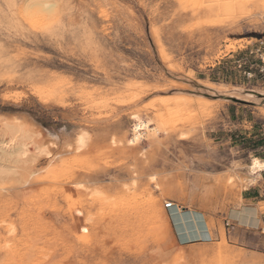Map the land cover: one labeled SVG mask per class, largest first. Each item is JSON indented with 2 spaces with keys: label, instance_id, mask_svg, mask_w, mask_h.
<instances>
[{
  "label": "rangeland",
  "instance_id": "obj_1",
  "mask_svg": "<svg viewBox=\"0 0 264 264\" xmlns=\"http://www.w3.org/2000/svg\"><path fill=\"white\" fill-rule=\"evenodd\" d=\"M26 1L0 0V120H23L33 145L51 144L54 159L39 157L35 174L20 170L0 183V264H264V223L241 222L247 211L235 205L234 184L222 172L227 146L264 149V9L60 0L48 13ZM195 83L242 89L253 99L201 92ZM136 118L164 126L160 142L149 135L135 146H110L112 137H129ZM81 129L92 131L91 147L67 152ZM199 172L219 177L217 186L190 205L181 183ZM133 173L137 188L123 191ZM151 175H170L181 192L163 196ZM79 182L99 193L76 189ZM257 189L264 197V174ZM149 191L170 220L168 233L146 208ZM164 202L192 206L202 239L178 242L175 208Z\"/></svg>",
  "mask_w": 264,
  "mask_h": 264
},
{
  "label": "bare ground",
  "instance_id": "obj_2",
  "mask_svg": "<svg viewBox=\"0 0 264 264\" xmlns=\"http://www.w3.org/2000/svg\"><path fill=\"white\" fill-rule=\"evenodd\" d=\"M30 2L31 1L29 0L26 1V4H25L26 7L32 6L34 4V3L31 4ZM43 3H47V2L44 0H37L34 5H39ZM237 3H240V4L246 3V4H250L251 7L254 6L255 8H258L261 10L264 9V0H210L207 4L209 6L208 7L209 10L217 8L216 10L221 11L222 9L224 10V8L226 7H230V8L234 7L236 6ZM205 6L207 7V5ZM37 10L50 13L49 11H46L40 7H37ZM231 10H234V8H232ZM194 88L198 89V91L200 90L201 92L207 91V93H210V94L218 93V96L220 94V95H225V96H231V98L234 97L237 99L238 98L244 99V100L253 99L251 95L246 94L242 89L228 88L225 85L214 86L212 83H201V84L195 83ZM196 98L201 99L199 97H196ZM206 100L207 99L203 101H206ZM163 127L160 129L161 130L160 131L156 127H151L148 122L136 118V120L133 121V124L131 126L130 135L125 141L118 139L116 137H112L109 141V144L112 147H116L120 145L135 146L138 143L147 141L149 135H152L153 140H156V142L157 141L160 142L158 140L160 134L165 133V129ZM190 135H191V131L188 130L185 132H180L178 135V138L186 139ZM33 144H34V137L29 132L28 124L25 123L23 120H18L16 118L0 120V183L4 179L9 178L11 175L13 174L15 175L16 173L18 174L20 170L25 171L24 173L27 174V176H30V175L32 176L33 174L36 173V170H35L36 168L35 169L33 168L34 166L36 167L35 163L39 157H43L47 159L49 164H51V162L54 159L50 155L51 152H49L50 151L49 148L51 147V144H48L46 146H39V145L36 146ZM90 145H92L91 135L86 131L80 130L75 135L73 141L69 144L66 143L63 148L67 152L78 154V153H81L82 151H86V149L91 147ZM30 146L34 147L33 151L29 149ZM247 169H248V173L250 176L257 175L259 174V172L264 170V162L260 161L256 157H253L250 160V163ZM162 176L159 177L158 175H151L150 177H148V182L154 190H158V191L161 190L163 193V196L164 194L165 196L169 195L172 192V190H178L179 186L177 185L178 184L177 181L176 182L173 181L174 179L171 178L170 175H166V176L162 175ZM215 176L216 175L214 174L209 175V174L200 173V172L197 173L194 177H190V175L188 176L185 175L184 177L183 175L184 179L181 185H183L185 189L184 191L182 190V192L181 190H178V192H181L182 196L177 195V197L178 196L183 197L190 203H192L191 198L197 199L199 201L202 200L205 202V200H207V198L211 195V193L215 192L213 190L217 186V182H218L217 179L219 178V177L216 178ZM232 177H229L227 180H225L227 185L231 184L232 179H233ZM137 180H138L137 175L133 173L131 174V177L128 182H123L120 184V188L123 191L129 192V190L131 189L133 190L137 188L136 186L137 184H139L137 183ZM250 181L251 180H248L246 181V183H244L245 182L244 181L243 183L248 184ZM75 188L78 190H82L84 193H89L91 197L99 193L96 185L94 186L88 185L86 182L76 183ZM149 192H150L149 196H147L149 197V199L147 198L149 206L147 204L146 208L150 207V210L148 208L147 209L150 211L151 218L153 219L154 223L156 224V226H158V230L160 229V231L162 230L165 233H168V229L170 228V220L168 216L166 215V212L162 210L161 207L158 205V202H156L155 198L153 197L154 195L153 192L151 191ZM172 195L175 196L176 193ZM178 198L177 200H179ZM168 204H169V208L166 209L165 206ZM163 207L166 210H171L173 209V207L175 208L171 214V218H172L171 223L175 225V229L177 230L178 234L181 233V236L179 238L181 241L188 240L189 238L186 236H189V235L192 236V234H194L193 235L194 237L192 238L194 239L198 238L199 240L200 238L202 239L201 234L203 233V231L201 230V228H203V226L199 224L200 220L198 221L196 219V214H199V213H197L191 208H183V207H180L179 204L175 205L172 202H169V203L164 202ZM182 209H185V210H182ZM203 222L204 224H206L205 221ZM162 231L161 233H163ZM8 233L9 234L12 233V230H8Z\"/></svg>",
  "mask_w": 264,
  "mask_h": 264
},
{
  "label": "crops",
  "instance_id": "obj_3",
  "mask_svg": "<svg viewBox=\"0 0 264 264\" xmlns=\"http://www.w3.org/2000/svg\"><path fill=\"white\" fill-rule=\"evenodd\" d=\"M81 130H85V129H81ZM86 131L89 132L90 135L92 134L91 130H86ZM91 139H93L92 135H91ZM58 142H61V140L59 139ZM224 151L227 154V159H226L227 167H226V170H223L222 172L225 173L229 177L233 176L231 184L227 186H231L234 184L232 188L236 192L235 193L236 198L234 200L235 205L239 204L240 205L239 207L244 208V210H246L248 214L247 216L240 218L241 222H244L247 224V220L245 218L250 217V218L255 219L257 223H258V218L264 223V220H263L264 212L259 211V207L264 205V197H262V191H258V189L256 190V185L260 183V179H262L264 170H262L261 172H259V174L254 175V176H250L248 171L246 170L248 168L247 165L249 164L250 157H256L260 161L264 162V149H261V148L258 150L243 149V144H242V145L234 146V147L227 146L226 150ZM203 165L205 166L206 164H202V166ZM223 178L226 179V176L223 175ZM248 180H251V181L248 184H246V186H243L242 182L245 181L244 183H246V181ZM241 185L242 187H246V188L244 189L242 188L239 191L238 189L239 187H241ZM191 202L194 203L195 199L191 198ZM192 203L188 201V204L191 205ZM183 207L191 208L192 206L191 207L183 206ZM206 228H207V231H209L207 225H206ZM173 233H174L175 239L178 240V242L180 243L182 242L181 244H187V243L195 241V240H192V237H194L193 236L194 234H192V236L191 235L186 236L189 238L188 240L179 241L181 233L178 234L177 231L176 232L174 231V229H173Z\"/></svg>",
  "mask_w": 264,
  "mask_h": 264
},
{
  "label": "snow or ice",
  "instance_id": "obj_4",
  "mask_svg": "<svg viewBox=\"0 0 264 264\" xmlns=\"http://www.w3.org/2000/svg\"><path fill=\"white\" fill-rule=\"evenodd\" d=\"M36 7H40L46 11H53L55 10L56 8L60 7L61 6V2L60 0H57V2H51V3H43V4H39V5H34ZM63 6L67 7L68 5L67 4H64ZM154 179V177H153ZM83 231H87V229H83Z\"/></svg>",
  "mask_w": 264,
  "mask_h": 264
},
{
  "label": "built area",
  "instance_id": "obj_5",
  "mask_svg": "<svg viewBox=\"0 0 264 264\" xmlns=\"http://www.w3.org/2000/svg\"><path fill=\"white\" fill-rule=\"evenodd\" d=\"M263 70H264V68H263ZM165 208H166V209H168V208H169V204H168V205H166V206H165Z\"/></svg>",
  "mask_w": 264,
  "mask_h": 264
}]
</instances>
